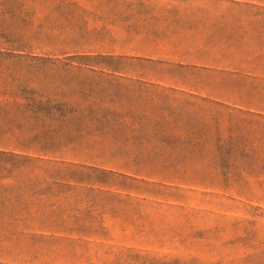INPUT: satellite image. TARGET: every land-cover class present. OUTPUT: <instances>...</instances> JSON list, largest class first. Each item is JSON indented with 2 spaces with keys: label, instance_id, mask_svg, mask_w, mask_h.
Segmentation results:
<instances>
[{
  "label": "rangeland",
  "instance_id": "rangeland-1",
  "mask_svg": "<svg viewBox=\"0 0 264 264\" xmlns=\"http://www.w3.org/2000/svg\"><path fill=\"white\" fill-rule=\"evenodd\" d=\"M20 1L0 99L66 116L21 130L0 264L263 260L264 3Z\"/></svg>",
  "mask_w": 264,
  "mask_h": 264
},
{
  "label": "trees",
  "instance_id": "trees-1",
  "mask_svg": "<svg viewBox=\"0 0 264 264\" xmlns=\"http://www.w3.org/2000/svg\"><path fill=\"white\" fill-rule=\"evenodd\" d=\"M177 1L181 4L194 3L195 1H211L214 3L228 2L235 6H241L249 9H254L260 7L256 3H264V0H171ZM142 6L148 8L151 4L145 5L141 3ZM23 3L20 0H0V41L9 42L12 44H18L21 42L20 30L13 29V27H22L26 24L23 17H19L22 12ZM177 6H173L171 9H177ZM199 9V8H195ZM260 9V8H257ZM147 13V12H146ZM158 34H163L158 32ZM8 96L6 91H0V97ZM28 103L20 104L16 101L9 102L5 99H0V179L3 172L8 175L12 173L19 166L26 163H35L37 159L29 157L23 153L32 149V144L41 133L33 132L34 127L29 128L28 132L31 135L22 133L21 130L26 125H31L37 123L40 120L56 121L60 117L62 119L59 128L64 124L65 112H58L55 117L56 111L47 110L41 111L38 109L37 101L35 99H28ZM10 120H17L16 122H10ZM33 132V133H32ZM50 133L47 130L44 135ZM7 136V137H6ZM16 150H21L22 152L16 153ZM8 187L5 189L0 185V196L4 192L8 191ZM5 198V197H4ZM19 207L9 203L6 199L4 202H0V219L8 212L9 214L14 211H18ZM0 224H4V221L0 220ZM257 260L255 264H264L263 256L255 255Z\"/></svg>",
  "mask_w": 264,
  "mask_h": 264
}]
</instances>
